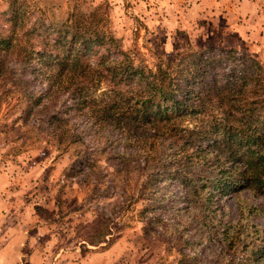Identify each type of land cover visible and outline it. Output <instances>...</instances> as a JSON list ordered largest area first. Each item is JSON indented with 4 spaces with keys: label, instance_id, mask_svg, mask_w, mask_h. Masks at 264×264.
<instances>
[{
    "label": "rangeland",
    "instance_id": "374dc122",
    "mask_svg": "<svg viewBox=\"0 0 264 264\" xmlns=\"http://www.w3.org/2000/svg\"><path fill=\"white\" fill-rule=\"evenodd\" d=\"M15 15L36 30L35 53L25 68L0 48V264H264L255 192L189 196L162 175L170 141L109 136L71 91L33 103L56 69L38 57L68 35L92 62L127 57L182 88L204 79L201 55L215 56L221 84L264 76V0H0V33Z\"/></svg>",
    "mask_w": 264,
    "mask_h": 264
},
{
    "label": "trees",
    "instance_id": "16d2710c",
    "mask_svg": "<svg viewBox=\"0 0 264 264\" xmlns=\"http://www.w3.org/2000/svg\"><path fill=\"white\" fill-rule=\"evenodd\" d=\"M10 23V28L0 33V48L9 56L19 57L20 64L28 68L35 53L30 35L36 30H27L26 26L20 29L19 25L24 24L19 15ZM62 38L55 53H41L38 57L41 63L51 59V67L56 69L50 74L48 88L33 97L34 104L48 99L47 103H51L45 109H50L61 90L71 91L79 110L86 112L92 124L109 130V136L117 130L126 140L135 139L136 145L150 149L157 141H170L176 154L162 175L181 181L189 196L195 197L207 189L211 198L214 193L225 196L247 190L255 192L264 204L262 73L250 79L252 84L244 81V76L238 79L244 81L242 84L232 78L221 84L219 73L212 66L215 56L201 55L197 67L204 79L198 87L188 84L182 88L179 82L175 84L173 73L167 79L160 71L136 67L127 57L92 62L83 54V47L77 46L75 36L70 41L71 35ZM4 68L1 61L0 72ZM66 83L70 86H63ZM103 84L106 89L98 98L94 93ZM41 111L37 110L38 115ZM194 113L199 115L196 127L183 126V119ZM31 114L28 112L26 118Z\"/></svg>",
    "mask_w": 264,
    "mask_h": 264
}]
</instances>
